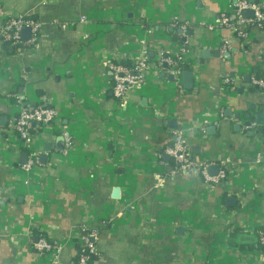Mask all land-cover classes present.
Masks as SVG:
<instances>
[{
    "label": "crops",
    "instance_id": "1",
    "mask_svg": "<svg viewBox=\"0 0 264 264\" xmlns=\"http://www.w3.org/2000/svg\"><path fill=\"white\" fill-rule=\"evenodd\" d=\"M235 1L0 0V26L13 14L42 23L36 44L0 41V264H75L84 226L96 230L94 264H264V129L259 139L244 126L246 112L264 107L255 84L264 20L245 36L221 25ZM179 43L189 88L154 68ZM143 49V81L117 100L108 61H134ZM17 98L58 112L56 126L33 136L29 171L9 127ZM55 129L71 136L67 153ZM177 130L212 173L226 164L221 183L176 170L164 149ZM40 236L57 252L38 254Z\"/></svg>",
    "mask_w": 264,
    "mask_h": 264
},
{
    "label": "built area",
    "instance_id": "2",
    "mask_svg": "<svg viewBox=\"0 0 264 264\" xmlns=\"http://www.w3.org/2000/svg\"><path fill=\"white\" fill-rule=\"evenodd\" d=\"M233 15L229 16L221 13L219 23L229 27L241 36H245V29L249 24L261 25L264 20V7L258 3L249 0H236L233 3ZM252 10L253 17L248 20L243 17V11ZM81 20H84L81 17ZM42 23L36 19L27 17L23 14H13L7 16L0 26V41L15 49L21 45H33L38 40L39 31ZM173 26L182 30L185 36L187 30L186 23L174 22ZM24 27L30 28V38L23 42L21 31ZM148 49H143L141 57L129 62L112 59L108 61L107 67L110 71L113 96L117 100H123L132 87L140 85L151 65L148 57ZM186 47L184 43H179L171 52L159 53L154 68L158 72L166 75H172L173 79L178 82L181 72L185 65L184 55ZM255 84L264 91V74L255 80ZM19 103L17 113L10 120V129L17 136L24 149L27 150L26 161L20 164V167L26 171L32 169L38 163L39 153L32 148L33 136L48 127H54L57 123L58 112L49 103H39L35 106H27L24 102ZM58 135L63 139V153H67L71 146V136L66 130L55 129ZM178 171H196L202 179L209 184H219L226 177V164H221V168L215 175L208 173V164L198 163L195 161L185 143L184 137L180 130L173 133L171 144L164 149ZM96 230L89 227H83L79 235V249L76 253L75 264H90L91 256L98 254L95 243ZM259 242L264 245V234L259 235ZM38 254L45 255L50 252H57V245L50 243L46 237L40 236L34 244Z\"/></svg>",
    "mask_w": 264,
    "mask_h": 264
},
{
    "label": "water",
    "instance_id": "3",
    "mask_svg": "<svg viewBox=\"0 0 264 264\" xmlns=\"http://www.w3.org/2000/svg\"><path fill=\"white\" fill-rule=\"evenodd\" d=\"M251 11V10H249ZM247 10H245L244 13H246ZM29 29H24L23 34H25L26 31H28ZM24 37V36H23ZM162 76H164V73H161ZM192 72L191 70H182L181 72V79L184 83H186L185 87L189 88L192 87L193 84V77H192ZM170 79H173L172 75H169ZM257 79V78H256ZM251 109H253V106L250 105ZM264 107H260V111L256 112L255 114L251 115V113L246 112L244 114L245 118H247V121L244 122V126L246 127H251V131L253 133V129H256V131L258 133H260V135L258 136L259 139L263 138V135L261 134L264 127L262 125H258V127H256L257 124H263L264 123V113L262 112ZM239 115H236L235 118H238ZM253 118V124L251 123L250 119ZM234 127L237 129L239 128V125H234ZM208 173L211 175H215L216 173H212V169L210 170V167L208 168ZM231 199H228V201H230Z\"/></svg>",
    "mask_w": 264,
    "mask_h": 264
},
{
    "label": "trees",
    "instance_id": "4",
    "mask_svg": "<svg viewBox=\"0 0 264 264\" xmlns=\"http://www.w3.org/2000/svg\"><path fill=\"white\" fill-rule=\"evenodd\" d=\"M179 37V36H178ZM177 37V35H175V38H178ZM259 242V241H258ZM259 244H260V242H259ZM261 245V244H260ZM76 246H77V250L79 249V243H77L76 244ZM97 258H98V256L97 255H95V256H91V260H90V264H94L95 263V261L97 260ZM75 260H76V258H75ZM76 262V261H75ZM74 262V263H75Z\"/></svg>",
    "mask_w": 264,
    "mask_h": 264
}]
</instances>
